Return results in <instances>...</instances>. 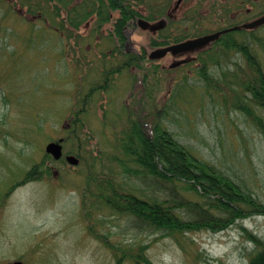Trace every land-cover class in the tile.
Listing matches in <instances>:
<instances>
[{"label":"rangeland","instance_id":"374dc122","mask_svg":"<svg viewBox=\"0 0 264 264\" xmlns=\"http://www.w3.org/2000/svg\"><path fill=\"white\" fill-rule=\"evenodd\" d=\"M260 1L141 0L139 8L146 17L139 16L134 20L136 26L127 30L126 48L145 51L148 56L161 47L151 46L155 33L141 27L139 18L159 22L171 13L182 21L169 25L167 32L179 33L191 26L196 32L191 38L262 14ZM167 2V12L161 15L157 7ZM238 2L244 3L238 6ZM196 6L197 16L193 13ZM9 8L20 10L21 16L11 10L5 17ZM153 12L154 19H149ZM29 20L37 25L32 33ZM50 25L32 18L18 0H0V264L17 259L26 264H117L106 238L130 248L148 243L147 254L157 264H244L254 247L246 229L264 238L262 215L238 220L219 232L202 230L174 237L139 229L128 215L111 211L97 196V186L86 191L90 174L101 178L112 174L121 191L148 199L152 193L168 196L170 189L164 184L125 171L113 158L114 154L123 157L116 138L128 117L143 115V111L151 121L153 111L197 155L264 201V133L236 108L231 90L238 88V74L246 76L244 58L232 52L229 63L234 74L226 66L212 65L216 81L210 84L197 69V58L170 67L175 61L197 56L198 50L160 57L156 71L145 69L146 79L135 66L111 75L109 88L97 90L82 114L89 132L80 128L78 136L64 140V156L57 159L46 151L47 144L65 139L79 99L94 83H104L107 70L119 65L124 55L115 48L116 41L106 38V28L96 29L94 19L75 30L66 24L71 35ZM253 29L254 35L235 32L234 36L261 46L264 52V24ZM261 58L264 61L263 54ZM146 125L151 128L150 122ZM67 155L79 162L70 163ZM35 163H48L51 174L16 186L6 196ZM179 186L180 193L199 198L182 183ZM84 203L91 208L90 222L96 233L89 231Z\"/></svg>","mask_w":264,"mask_h":264},{"label":"trees","instance_id":"16d2710c","mask_svg":"<svg viewBox=\"0 0 264 264\" xmlns=\"http://www.w3.org/2000/svg\"><path fill=\"white\" fill-rule=\"evenodd\" d=\"M246 1L255 4L261 2L260 0V2ZM140 2L141 0H18V3L26 8L32 18L51 22L53 28L62 31H69L66 24H70L75 30L80 28L83 22L94 19L96 29L106 28L108 30L106 38L116 41H112L115 43V48L124 55L119 65L107 70L104 83H94L83 95L82 100L79 99V106L73 111L65 141L78 136L80 128L89 132L86 127V118L82 114L88 110L90 98L97 90L109 88L111 75L135 66L141 70L146 79L148 76L146 68L156 71L160 66L158 59L150 57V54L146 56L145 51L139 52L126 48L127 30H132L136 26L134 20L139 16L146 17L139 8ZM244 2H238V6ZM168 6L167 2L157 7L158 11H162H160L161 15L167 12ZM197 7L193 11L195 16L199 14ZM262 7L260 13L264 12V0ZM11 10L14 11V15L21 16L20 10L9 8L5 12V17L11 14ZM167 15L168 25L150 37L151 46H164L196 34L192 32L191 26L182 28L179 33L167 32L169 25L182 21ZM148 16L149 19H154L155 13ZM229 20L230 18L227 21L230 22ZM28 23H30V32H34L37 25L33 20H29ZM200 31L202 30L197 33ZM71 32L67 34L71 35ZM235 32H248L254 35L255 31L254 29H239L227 32L211 46L199 50L197 56L191 57L186 63L197 58V69L203 79L210 84L214 79L212 65L222 69L226 66L230 74H234L229 63L231 54L232 52L240 54L246 62L244 71L246 76L241 78L238 74L239 79H235L238 88L231 89L236 95L235 106L264 133V61L261 58L264 52L260 50L261 46L256 47L245 39L235 37ZM262 48L264 49V45ZM115 54L119 55V53ZM145 62L149 64L145 65ZM242 68L243 66L240 65V69ZM142 113L143 115L135 113L128 117V124L116 138V146L123 157L114 154L113 158L117 159L125 171L141 178L150 176L155 184H164L170 189L168 196L162 197L157 193H152L151 199H148L132 191H121L116 187L112 174L105 178L90 174L86 191L97 186V196L104 200L111 211L128 215L139 229L162 231L163 234L174 237L202 230L219 232L238 220L257 215L264 216V201L257 195L221 171L213 162L197 155L192 146L182 142L155 112L151 111V121L148 115H145L143 111ZM149 122L151 128L146 125ZM49 174H51V166L48 163L44 166L42 163H35L26 170L21 180H16L14 185L10 186L5 195L8 196L16 186L33 179H43ZM180 183L188 192L197 193L199 198L193 199L180 193L178 191ZM83 208L89 231L96 233L90 222L91 208H88L85 203ZM246 231L254 247L249 251L244 264H264V238L247 229ZM105 243L116 258L117 264L126 262L157 264L147 254L148 243H141L137 248L132 246L130 248V245L124 242H113L110 238H106ZM218 264L229 263L219 261Z\"/></svg>","mask_w":264,"mask_h":264},{"label":"water","instance_id":"95a60500","mask_svg":"<svg viewBox=\"0 0 264 264\" xmlns=\"http://www.w3.org/2000/svg\"><path fill=\"white\" fill-rule=\"evenodd\" d=\"M139 24L143 28L149 27L151 30H156L165 25L164 21L161 20L157 23H150L149 21L145 19H139ZM264 24V14L252 19L250 21H246L241 24L233 25L230 27H226L208 34H204L195 38H189L177 43L170 44L168 46L153 50L151 53L152 58H160L167 54L168 52H172L174 55H181L187 52L196 51L198 49H203L209 44H211L213 41L218 39L223 33H226L231 30L235 29H241V28H255L259 25ZM187 59H181L179 61H175L171 64V66H175L181 63L186 62ZM63 138L57 140V141H51L46 146V151L48 153H51L55 158H61L63 155V144H62ZM67 160L70 163H78L79 159L75 157L74 155H67ZM6 264H25L23 260L17 259L11 262H8Z\"/></svg>","mask_w":264,"mask_h":264},{"label":"flooded vegetation","instance_id":"af4514ba","mask_svg":"<svg viewBox=\"0 0 264 264\" xmlns=\"http://www.w3.org/2000/svg\"><path fill=\"white\" fill-rule=\"evenodd\" d=\"M171 17H173V15H171V13L169 14ZM160 19H164V21L167 23V21H169L168 17H161ZM156 20H151V22H154Z\"/></svg>","mask_w":264,"mask_h":264}]
</instances>
